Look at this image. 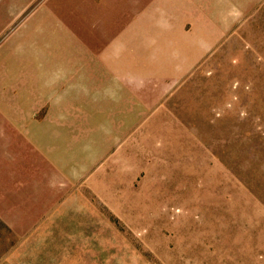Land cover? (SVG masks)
Masks as SVG:
<instances>
[{
    "label": "rangeland",
    "instance_id": "1",
    "mask_svg": "<svg viewBox=\"0 0 264 264\" xmlns=\"http://www.w3.org/2000/svg\"><path fill=\"white\" fill-rule=\"evenodd\" d=\"M167 2L0 0V264H264V0Z\"/></svg>",
    "mask_w": 264,
    "mask_h": 264
},
{
    "label": "crops",
    "instance_id": "2",
    "mask_svg": "<svg viewBox=\"0 0 264 264\" xmlns=\"http://www.w3.org/2000/svg\"><path fill=\"white\" fill-rule=\"evenodd\" d=\"M258 1L260 0H191L190 3V8L192 9V13L194 11V15H195V21L197 23V27H203L204 29L208 30V31H213L214 29H224L227 27L228 22H230V19L235 16L236 14H244L246 12H248L256 3H258ZM169 2V1H168ZM166 3V0H160V4L155 5V7L150 8L149 6L147 7V10H142V12L140 13H148L150 11H155L157 10V14H159V10L162 12V16H160V19L167 20V17L165 16L168 13V10L170 12H172V10L174 9V16H176V7H168V6H172L171 3ZM138 10V9H137ZM129 12V11H128ZM165 16V17H164ZM170 19V18H169ZM177 19V17H176ZM237 19V18H236ZM171 20V19H170ZM113 21L115 22L116 25V31L111 30L110 32V27L108 26V24H101L100 26L98 24L94 25V33H87L86 30H88L87 27H85L83 30L84 32L90 36V38L92 39V45L95 47V50L97 51V48H101V46H98L97 43V39L103 40L102 38L104 37L103 35H106L108 32L109 34L107 35V42L109 41H117L119 39V37H121V34L123 32H121V34H118V26L120 25V23L113 19ZM118 24V25H117ZM130 27V26H129ZM129 27H127V31L129 32L130 35V31L131 29H133L135 27L134 24H132V27L129 29ZM99 29V30H98ZM97 30L99 33H97ZM103 31H107L106 34L103 33ZM99 35V36H98ZM204 35V34H202ZM93 36V37H92ZM205 41L200 43L201 44V48L197 49V51L193 52V56L194 57V61L197 60L199 61L200 59H202L209 51V48L211 45H213L214 41H213V36L211 35L210 32H207L205 35ZM106 40V39H105ZM190 52V51H188ZM176 54H178L179 56H182L184 53L182 51V49H179L178 51H176ZM92 54H90L91 56ZM104 60L106 62V60H108L105 56H101L100 58V62H101V66H107L110 67L111 63L108 64V62H106L107 64H104ZM112 61V60H111ZM110 65V66H109ZM105 67V69L107 68ZM110 70L107 69L106 72H109ZM102 76V75H100ZM102 80V79H100ZM67 212L61 210L60 212H58V214L60 215H55V213H52L50 215H48L49 220L53 223L52 227H51V234H53L54 236L52 237L55 244H56V249H50V253L48 254V259L50 261H52V264H68V262H70L68 259L69 253L68 251L64 250L69 241L64 242L63 245H61L60 243L57 242V236L59 234H62V227L64 226V223H58V220L55 219V217H62L65 216ZM35 218V217H34ZM39 220V216L36 217V221ZM56 224H60L61 228H57ZM52 228H54L55 230H52ZM50 256V257H49ZM31 264H36V263H31ZM37 264H44L42 262H38Z\"/></svg>",
    "mask_w": 264,
    "mask_h": 264
}]
</instances>
